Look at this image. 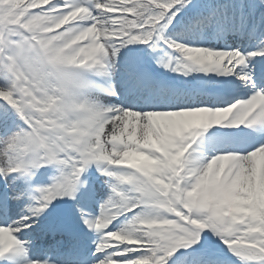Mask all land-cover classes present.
Instances as JSON below:
<instances>
[{"label":"snow or ice","instance_id":"6c2138e0","mask_svg":"<svg viewBox=\"0 0 264 264\" xmlns=\"http://www.w3.org/2000/svg\"><path fill=\"white\" fill-rule=\"evenodd\" d=\"M0 264H264V0H0Z\"/></svg>","mask_w":264,"mask_h":264}]
</instances>
